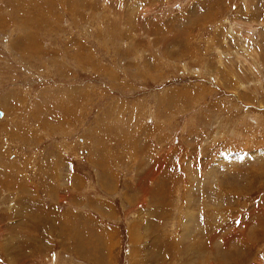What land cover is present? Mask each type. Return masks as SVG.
<instances>
[{"label":"rangeland","instance_id":"rangeland-1","mask_svg":"<svg viewBox=\"0 0 264 264\" xmlns=\"http://www.w3.org/2000/svg\"><path fill=\"white\" fill-rule=\"evenodd\" d=\"M0 113V264H264V0H0Z\"/></svg>","mask_w":264,"mask_h":264},{"label":"bare ground","instance_id":"bare-ground-1","mask_svg":"<svg viewBox=\"0 0 264 264\" xmlns=\"http://www.w3.org/2000/svg\"><path fill=\"white\" fill-rule=\"evenodd\" d=\"M260 175V174H259ZM258 176V175H257ZM261 178V177H260ZM259 178V179H260ZM188 179V178H187ZM263 179V178H262ZM236 191H237V189H236ZM193 215H194V213H192ZM191 216V215H190ZM192 217V216H191ZM194 217V216H193ZM190 221H192V219H189ZM192 223V222H191Z\"/></svg>","mask_w":264,"mask_h":264},{"label":"crops","instance_id":"crops-1","mask_svg":"<svg viewBox=\"0 0 264 264\" xmlns=\"http://www.w3.org/2000/svg\"><path fill=\"white\" fill-rule=\"evenodd\" d=\"M103 209V208H102ZM108 211V210H107ZM74 214V213H73ZM74 215H76V214H74ZM60 216H61V214H60ZM63 220V219H62Z\"/></svg>","mask_w":264,"mask_h":264},{"label":"built area","instance_id":"built-area-1","mask_svg":"<svg viewBox=\"0 0 264 264\" xmlns=\"http://www.w3.org/2000/svg\"><path fill=\"white\" fill-rule=\"evenodd\" d=\"M252 30H250V33H251Z\"/></svg>","mask_w":264,"mask_h":264},{"label":"water","instance_id":"water-1","mask_svg":"<svg viewBox=\"0 0 264 264\" xmlns=\"http://www.w3.org/2000/svg\"><path fill=\"white\" fill-rule=\"evenodd\" d=\"M0 115H1V113H0Z\"/></svg>","mask_w":264,"mask_h":264}]
</instances>
